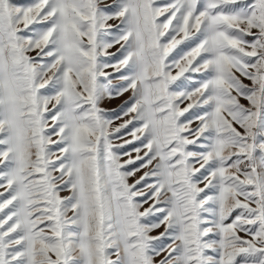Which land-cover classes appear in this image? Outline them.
Returning <instances> with one entry per match:
<instances>
[{
    "label": "snow or ice",
    "instance_id": "obj_1",
    "mask_svg": "<svg viewBox=\"0 0 264 264\" xmlns=\"http://www.w3.org/2000/svg\"><path fill=\"white\" fill-rule=\"evenodd\" d=\"M0 264H264V0H0Z\"/></svg>",
    "mask_w": 264,
    "mask_h": 264
},
{
    "label": "rangeland",
    "instance_id": "obj_2",
    "mask_svg": "<svg viewBox=\"0 0 264 264\" xmlns=\"http://www.w3.org/2000/svg\"><path fill=\"white\" fill-rule=\"evenodd\" d=\"M165 2H167V0H158V3H160V4H163V3H165ZM103 3L104 4H107V5H110V4H112L113 3V0H103ZM110 23H113V24H115V23H118V21H110ZM119 47V45H117L116 47H114V48H112V49H110V51L111 52H116L117 51V48ZM181 47H183V46H181ZM104 59H110L109 57H105ZM111 62H113V63H115V59H112L111 60ZM108 71H111V69H108ZM113 83L115 84V83H119V81H117V80H114L113 81ZM245 83H248V81H245ZM128 98H129V94H125L124 96H122V97H118V98H116V99H112V100H105L103 103H102V105H101V107L103 108V109H105L106 110V112H108V113H112V111L113 110H119L120 109V107L124 104V102L126 101V100H128ZM121 121H119V120H117V121H115V123H120ZM195 126V125H194ZM124 139H131V137L130 136H125L124 137ZM122 141L121 140H115L114 141V143H121ZM136 146H139V143L137 142L136 143ZM127 147V150L128 151H131L132 150V146L131 145H128V146H126ZM135 152H132V156L133 157H135ZM128 157L127 156H121V159H122V161L123 160H126ZM136 166H139V161H137V165ZM133 166L132 165H128V168L129 169H131ZM147 169H142L140 172H138L137 174H136V176H133V177H130L129 178V183H132V182H134L136 179H138L141 175H143V172L144 171H146ZM61 195L62 196H67V195H69V193L67 192V191H65V192H62L61 193ZM147 205H145V207H146ZM163 231V228H161V229H158V230H156V231H154L153 233H152V235H158L159 234V232H162Z\"/></svg>",
    "mask_w": 264,
    "mask_h": 264
}]
</instances>
